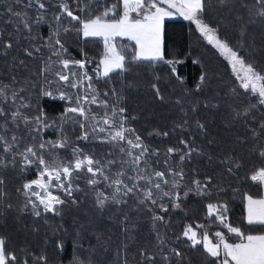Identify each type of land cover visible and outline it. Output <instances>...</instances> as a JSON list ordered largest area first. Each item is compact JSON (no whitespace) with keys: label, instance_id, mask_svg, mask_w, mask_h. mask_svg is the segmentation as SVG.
Here are the masks:
<instances>
[{"label":"snow or ice","instance_id":"obj_1","mask_svg":"<svg viewBox=\"0 0 264 264\" xmlns=\"http://www.w3.org/2000/svg\"><path fill=\"white\" fill-rule=\"evenodd\" d=\"M65 259L264 264V0H0V264Z\"/></svg>","mask_w":264,"mask_h":264},{"label":"trees","instance_id":"obj_2","mask_svg":"<svg viewBox=\"0 0 264 264\" xmlns=\"http://www.w3.org/2000/svg\"><path fill=\"white\" fill-rule=\"evenodd\" d=\"M47 29L45 28V32ZM198 33L194 31V25L184 21L182 18L176 21L165 22V42L171 52L172 56L179 59H183L185 63L178 65V73L184 77H188L189 83H192L194 79L199 75L200 66L192 63L193 59L203 58L212 60L215 57V51L208 46L205 48L201 46L197 40ZM102 48L99 43L88 44L87 49L91 54H95L96 51ZM201 54H203L201 56ZM217 63H219L217 61ZM223 70V69H222ZM62 102H53L52 106L59 107ZM169 119L168 114L163 110H157L156 117L152 120L153 124L159 123L161 127H164ZM153 139L154 145H159L161 142L156 138ZM192 207L195 209L197 200L195 197L191 198ZM237 216L241 212V208L237 206L234 209ZM190 217L196 221H202V216L193 211L190 213ZM68 258L71 257V245L68 246ZM64 264H68V259H65Z\"/></svg>","mask_w":264,"mask_h":264},{"label":"crops","instance_id":"obj_3","mask_svg":"<svg viewBox=\"0 0 264 264\" xmlns=\"http://www.w3.org/2000/svg\"><path fill=\"white\" fill-rule=\"evenodd\" d=\"M176 20H179V18H174V19H172V20H167V21H176ZM166 21V22H167Z\"/></svg>","mask_w":264,"mask_h":264}]
</instances>
